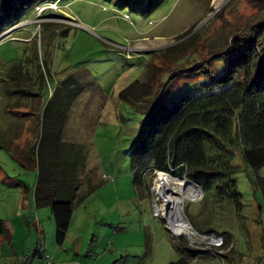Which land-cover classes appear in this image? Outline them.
I'll use <instances>...</instances> for the list:
<instances>
[{
	"label": "rangeland",
	"instance_id": "obj_1",
	"mask_svg": "<svg viewBox=\"0 0 264 264\" xmlns=\"http://www.w3.org/2000/svg\"><path fill=\"white\" fill-rule=\"evenodd\" d=\"M35 9L36 6L28 8L23 22L15 27L11 28L9 22L0 23V95L8 71L24 58V49L31 46V40L37 39L39 54L44 43V50L51 56L49 93L59 86L72 98L64 140L84 146L86 174L92 184L101 185L75 209L66 240L59 246L51 209L37 208L34 202L37 171L20 166L1 150L0 218L14 229L11 243L0 239V264H41L43 260L55 263L50 254L53 249H58V259L66 264L178 262V249L186 252L179 237H184L189 246V236L181 233L173 238L167 222L155 214L154 207L162 208L154 194L156 173L151 175L153 183L148 191L137 190L133 184L130 148L144 117L123 102L120 93L137 81L146 80L149 69L157 73L158 81L160 69H174L190 54L194 53L192 61L208 59L210 38L222 31L226 37L231 31L236 34L243 30L264 13V2L64 0L56 8ZM51 13L57 17L46 18ZM46 22L57 26L51 27L50 32L46 30L43 40L41 25ZM227 25L228 31L223 28ZM198 31L201 34L188 51L154 57ZM226 67L225 63L216 66L212 77L175 79L166 103L171 104L184 94L222 92L225 87L218 81ZM2 101L0 96V119L8 118L2 114ZM169 175L183 182L185 190L188 184L199 188L195 181ZM234 180L240 195L237 201L218 200L207 194L201 202L200 188L196 200L184 205H178L177 197L172 200L170 210L182 219L181 223L187 224V219L199 232L212 231L225 237L223 247L197 237L192 249L203 253L193 255L188 264H259V257L264 256V169L255 173L244 166ZM26 187L29 191L24 198ZM46 254H50L48 259Z\"/></svg>",
	"mask_w": 264,
	"mask_h": 264
},
{
	"label": "trees",
	"instance_id": "obj_2",
	"mask_svg": "<svg viewBox=\"0 0 264 264\" xmlns=\"http://www.w3.org/2000/svg\"><path fill=\"white\" fill-rule=\"evenodd\" d=\"M63 1L0 0V23L9 22L11 28L15 27L23 22L22 16L28 8L57 6ZM47 17L57 15L51 13ZM53 26L57 25L52 22L41 25L43 40L44 32H50ZM223 28L229 30L228 25ZM192 31L188 30L181 39ZM200 34L198 31L177 46L155 53L154 57L188 51ZM215 35L210 38L208 59L192 61L193 53L174 69L158 66L161 70L158 81L157 73L149 69L146 80L137 81L120 93V99L144 117L130 148L133 184L137 190H150L151 175L162 171L195 181L203 191L201 202L207 194L218 200L237 201L240 195L234 175L244 166L255 173L264 169V13L236 34L231 31L224 37L222 31ZM40 48L41 54L37 39H32L31 46L24 49V58L8 71L0 95L4 104L2 114L8 116L0 119V151L8 152L20 166L37 171L34 202L37 208L51 209L56 242L62 246L75 209L101 184H92L86 174L84 146L64 140L72 98L59 86L49 93L51 56L44 50V43ZM221 63L227 65L218 81L225 87L222 92L209 90L202 96L184 94L171 104L166 103L175 79L213 76L215 67ZM28 191L26 187L24 198ZM179 238L183 239L184 251L193 250L184 237ZM0 239L9 243L13 239L1 218ZM178 251L181 257L173 264H188L192 257L203 253Z\"/></svg>",
	"mask_w": 264,
	"mask_h": 264
},
{
	"label": "bare ground",
	"instance_id": "obj_3",
	"mask_svg": "<svg viewBox=\"0 0 264 264\" xmlns=\"http://www.w3.org/2000/svg\"><path fill=\"white\" fill-rule=\"evenodd\" d=\"M158 173V175H156L157 179L154 186V194L162 204V208L160 209L159 207L158 209L165 214L167 220H169L172 224H174V226L178 228V230H180L179 232H191L188 224L181 223L182 219H178L177 216L171 212V204L175 197L179 198L180 200L178 201V205H184L189 200H196L201 191L199 192V188L194 184H188L185 190L183 182L180 183L167 173Z\"/></svg>",
	"mask_w": 264,
	"mask_h": 264
},
{
	"label": "built area",
	"instance_id": "obj_4",
	"mask_svg": "<svg viewBox=\"0 0 264 264\" xmlns=\"http://www.w3.org/2000/svg\"><path fill=\"white\" fill-rule=\"evenodd\" d=\"M51 6H55V8H56V5H50L49 8ZM158 208L154 207L155 214L157 216L163 217L165 222H167V224L169 226L168 229H169V232L171 233V235L173 237H176V236H179L181 233H185L187 236H189V239H190L189 246H190V248H193V249L195 248L193 246H194V243L196 242V238L197 237H199V239H201L202 241H209V243H211V245H214L215 247H223L224 240H225V237H223V236H219V235H216V234H204V233H201V232L195 230L193 227L192 228L189 227L191 232H187V233L184 232V231L183 232H179L180 230H178V228L176 226H174V224H172L169 220H167L165 214L163 212H161ZM48 264H51V262L48 261Z\"/></svg>",
	"mask_w": 264,
	"mask_h": 264
},
{
	"label": "crops",
	"instance_id": "obj_5",
	"mask_svg": "<svg viewBox=\"0 0 264 264\" xmlns=\"http://www.w3.org/2000/svg\"><path fill=\"white\" fill-rule=\"evenodd\" d=\"M7 227H8V230L10 231V233L12 234V230L14 229L13 228V226H12V228L11 227H9L8 225H7ZM13 234L15 235L16 234V230H15V232H13ZM58 249H53L52 250V253H50V254H52L51 255V257H52V259H53V261H55V263H53L52 262V260H51V264H66V262L64 261V260H59L58 258H59V256H58ZM50 254H46V259H48V257H49V255ZM259 264H264V256H262V258L261 257H259ZM41 264H48V263H44V260H43V263H41Z\"/></svg>",
	"mask_w": 264,
	"mask_h": 264
},
{
	"label": "clouds",
	"instance_id": "obj_6",
	"mask_svg": "<svg viewBox=\"0 0 264 264\" xmlns=\"http://www.w3.org/2000/svg\"><path fill=\"white\" fill-rule=\"evenodd\" d=\"M158 172H162V171H158ZM157 171L155 172L156 173V175H157V173H158ZM164 173H167V172H164ZM175 177H177V176H175ZM177 178H179V177H177ZM181 179H185V178H181ZM200 190V189H199ZM201 192H202V194H203V191L202 190H200ZM203 198V197H202ZM187 220V219H186ZM188 221V220H187ZM189 222V221H188ZM190 223V222H189ZM190 225L192 226V224L190 223ZM193 227V226H192ZM194 228V227H193ZM195 229V228H194ZM196 230V229H195ZM204 234H206V233H204ZM173 237V236H172ZM178 238V237H177Z\"/></svg>",
	"mask_w": 264,
	"mask_h": 264
},
{
	"label": "water",
	"instance_id": "obj_7",
	"mask_svg": "<svg viewBox=\"0 0 264 264\" xmlns=\"http://www.w3.org/2000/svg\"><path fill=\"white\" fill-rule=\"evenodd\" d=\"M161 173H164V172H161ZM186 222H187L188 226L192 228V226L190 225V223L187 220H186Z\"/></svg>",
	"mask_w": 264,
	"mask_h": 264
}]
</instances>
